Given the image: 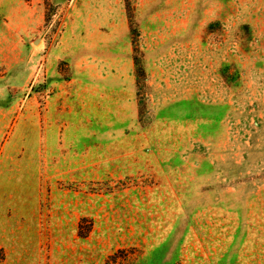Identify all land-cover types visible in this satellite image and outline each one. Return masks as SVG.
<instances>
[{
	"label": "rangeland",
	"instance_id": "obj_1",
	"mask_svg": "<svg viewBox=\"0 0 264 264\" xmlns=\"http://www.w3.org/2000/svg\"><path fill=\"white\" fill-rule=\"evenodd\" d=\"M0 264H264V0H0Z\"/></svg>",
	"mask_w": 264,
	"mask_h": 264
},
{
	"label": "crops",
	"instance_id": "obj_2",
	"mask_svg": "<svg viewBox=\"0 0 264 264\" xmlns=\"http://www.w3.org/2000/svg\"><path fill=\"white\" fill-rule=\"evenodd\" d=\"M88 68H91V67H87V66L86 67L85 66L81 67V66H79L78 69H79V71H84L85 74H86V72H88L90 74V76L91 75L95 76V74H91V69L89 70ZM111 69H113L115 72L109 70V72L107 73L108 77H102L103 78L102 81H104V82H101V83H98V84L106 85V84H108L107 82H112V81H114L116 79L115 84L118 86L117 88H114V87L110 88V87H105V86H103L102 88H103V91L106 90L107 92H111V93H114V94L117 93L118 95H120V92H122V91L120 90L119 86L122 83V80L126 79V78H122L121 77L120 68H119L118 64H117V68L116 69L115 68H111ZM92 79H95L96 81H99V77L98 78L94 77ZM94 84H96V83H94ZM96 86L94 87L95 91H96Z\"/></svg>",
	"mask_w": 264,
	"mask_h": 264
}]
</instances>
